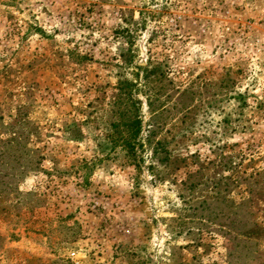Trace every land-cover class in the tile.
Wrapping results in <instances>:
<instances>
[{
	"label": "rangeland",
	"instance_id": "1",
	"mask_svg": "<svg viewBox=\"0 0 264 264\" xmlns=\"http://www.w3.org/2000/svg\"><path fill=\"white\" fill-rule=\"evenodd\" d=\"M0 264H264V0H0Z\"/></svg>",
	"mask_w": 264,
	"mask_h": 264
},
{
	"label": "trees",
	"instance_id": "2",
	"mask_svg": "<svg viewBox=\"0 0 264 264\" xmlns=\"http://www.w3.org/2000/svg\"><path fill=\"white\" fill-rule=\"evenodd\" d=\"M140 20L139 21H133V24L135 25H142L141 29H144L145 27V23L146 20L144 19L143 15L144 13L142 11L138 12ZM145 78L148 77V73L149 71L145 68ZM135 103V102H134ZM141 122L138 118H134L132 120H129L128 123L124 124L125 130L121 133L120 132V144H118V146H121L123 150L126 151L127 154H130L132 156L135 155L136 153V147L137 143H138V138L140 135V126Z\"/></svg>",
	"mask_w": 264,
	"mask_h": 264
}]
</instances>
